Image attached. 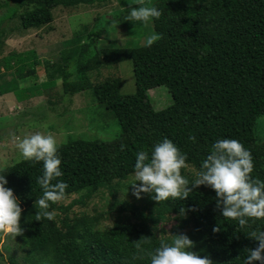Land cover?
<instances>
[{
    "label": "trees",
    "instance_id": "16d2710c",
    "mask_svg": "<svg viewBox=\"0 0 264 264\" xmlns=\"http://www.w3.org/2000/svg\"><path fill=\"white\" fill-rule=\"evenodd\" d=\"M113 1L117 3L110 13L113 20L108 14L95 15L92 30L83 26L64 43L56 61L38 57L34 49L0 59V97L14 92L23 104L37 87L61 81V103H71L75 95L92 90L104 109L100 108V117L113 118L118 126L117 137L111 141L72 137L59 145L63 175L57 179L68 185L65 196L81 193L84 202L104 185L119 186L133 172L136 152L150 150L165 137L187 153L188 169L181 173L189 181L212 142L225 137L250 151L251 175L264 181V141L259 133L264 118V0H142L144 6L155 5L161 15L135 24L124 16L129 7H139L138 0H0V48L9 31L8 21L18 18L21 29H40L53 22L56 7L101 9ZM102 21L112 29L124 23L134 42L150 34L158 39L148 47L136 43L99 49L96 45L105 31L97 25ZM124 61L133 65L134 93L122 94L118 78L93 84L90 72ZM38 68L44 71L43 80H38ZM11 71L14 77L8 80ZM30 78L35 83L19 86ZM157 87H166L171 96V104L159 110L149 94ZM5 138L0 133V139ZM0 173L18 197L24 229L16 236L0 230V259L5 250L9 264H150L148 254L162 239H172L168 233L157 232L166 216L156 223L148 218L118 221L103 231L85 217L76 227L68 225L69 218L62 221L56 213L57 202H49L47 210H54L53 219L42 211L37 218L34 201L42 188L36 177L42 175V162L24 159ZM216 199L214 189L200 185L184 199L160 203L194 241V251L212 264H243L246 248L258 243L243 231L264 229V218L241 229L235 220L220 214Z\"/></svg>",
    "mask_w": 264,
    "mask_h": 264
},
{
    "label": "rangeland",
    "instance_id": "374dc122",
    "mask_svg": "<svg viewBox=\"0 0 264 264\" xmlns=\"http://www.w3.org/2000/svg\"><path fill=\"white\" fill-rule=\"evenodd\" d=\"M114 7H117L115 1L101 9L59 6L53 12V22L40 29L23 30L18 18L8 21L9 31L6 37L1 39L4 46L3 49L0 48V53H2L0 59L11 52L24 53L34 49L38 57L56 61L60 56V51L65 48L64 43L74 38L75 33L82 31L83 26H86L87 30H92L95 15L98 13L108 14V18L113 20L110 13ZM120 19L121 17L118 18V20ZM97 28L105 31L97 42L96 46L99 49L104 46H135L136 43L143 45L146 38L145 35L139 38V42H134L135 37L124 23L115 25V28L112 29V26H108L102 21L98 23ZM37 72H40L38 80H43L44 71L38 68ZM11 73L13 72H9L10 75L6 76L8 80L14 77V74L11 75ZM90 77L93 84L109 78H118L122 94L135 92V77L131 61L94 70L90 72ZM34 81L36 79L30 78L19 82V86L25 87L35 83ZM60 82L55 81V84L50 83L49 86L47 84L37 87L36 94L30 96L24 104L19 103L14 92L0 97V133L6 137L3 140L0 139V170L24 160L16 147L18 139L35 132L53 135L58 145L72 137L103 141H111L117 137L119 129L115 120L100 117V113L104 109L95 100L92 90L75 95L71 98V103H61L59 100L61 96ZM149 94L155 109L159 110L171 104V96L166 87L154 88L149 91ZM65 99H69V96L65 95ZM259 125L261 128L260 138L261 141H264V132L261 133L264 130V118L260 120ZM9 129H12L10 134L7 133ZM13 132H16L13 134L14 137L11 135ZM125 181L123 180L119 186L104 185L94 195L85 198L84 202L81 201L83 195L81 193L64 196L57 202L56 213L60 214L62 221L69 218L68 225L76 227L79 224V219L85 217L92 221L96 228L103 231L110 229L118 221L140 222L148 218L156 223L160 217L166 216L167 220L160 222L157 227L158 235L184 233V230L179 229L180 222L175 219L174 215H168L169 209L159 201L153 200L152 194L142 193L140 198H137L132 194L131 185L128 186L126 192L123 191ZM59 206H63L64 210L61 211ZM65 216L66 219H62ZM183 222L185 221L183 220ZM4 240L5 237L2 242ZM2 253L4 257L0 259V264H9L7 252L3 250Z\"/></svg>",
    "mask_w": 264,
    "mask_h": 264
},
{
    "label": "clouds",
    "instance_id": "9594fccd",
    "mask_svg": "<svg viewBox=\"0 0 264 264\" xmlns=\"http://www.w3.org/2000/svg\"><path fill=\"white\" fill-rule=\"evenodd\" d=\"M137 4L139 7L128 8L125 20L135 24L136 21L146 23L160 17L161 12L155 5L144 6L142 0H138ZM157 39V34L146 36L144 46H151ZM189 139L194 140V137L189 136ZM16 147L23 159L42 162V175L36 177L42 195L35 199L34 206L37 218L42 211V215L51 220L54 210H47L49 202L62 200L68 187L65 181L57 179L63 175L57 140L51 134L35 132L18 139ZM186 160L187 153L165 137L154 143L150 150L136 152L133 172L124 182L123 191L126 192L131 185L132 194L137 198L142 193H150L153 200L160 202L168 198L184 199L189 196L192 188L204 185L215 190L220 214L235 220L241 229L246 228L254 219L264 218V181L251 175L252 155L238 140L225 137L213 141L191 181L181 173L182 169H188ZM7 184L5 175L0 173V230L16 236L24 231L20 223L22 209L18 197ZM183 213L184 209L181 208L179 214ZM243 232L258 242L254 248H246L247 255L243 258V264H264V229L250 228ZM194 246V241L186 234H173L171 241L162 239L148 254L149 262L212 264L207 257L194 251Z\"/></svg>",
    "mask_w": 264,
    "mask_h": 264
},
{
    "label": "crops",
    "instance_id": "0c3cea01",
    "mask_svg": "<svg viewBox=\"0 0 264 264\" xmlns=\"http://www.w3.org/2000/svg\"><path fill=\"white\" fill-rule=\"evenodd\" d=\"M24 104V103H23Z\"/></svg>",
    "mask_w": 264,
    "mask_h": 264
}]
</instances>
